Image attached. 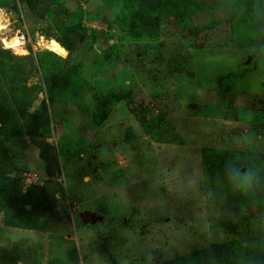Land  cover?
<instances>
[{
    "label": "rangeland",
    "instance_id": "1",
    "mask_svg": "<svg viewBox=\"0 0 264 264\" xmlns=\"http://www.w3.org/2000/svg\"><path fill=\"white\" fill-rule=\"evenodd\" d=\"M15 1L0 8V45L35 58L32 109L71 64L77 96L49 106L53 175L28 136L5 143L0 175L14 185L0 192V264H195L202 249L217 263L264 264V203L214 206L201 160L205 146L264 152V45L238 0H195L186 16L164 6L156 33L140 38L134 0H41L43 17ZM67 26L80 32L71 52L56 39ZM16 38L20 52L8 47ZM241 175L245 195L254 176ZM30 184L47 191L40 226L4 225L3 207H23Z\"/></svg>",
    "mask_w": 264,
    "mask_h": 264
},
{
    "label": "trees",
    "instance_id": "2",
    "mask_svg": "<svg viewBox=\"0 0 264 264\" xmlns=\"http://www.w3.org/2000/svg\"><path fill=\"white\" fill-rule=\"evenodd\" d=\"M27 8L39 17L43 13L39 9L41 0H20ZM133 18L130 22V33L135 38L143 35H153L157 31L155 13L164 6H170L177 15L186 16L192 7H196L195 0H134ZM237 6H242L256 22L261 32L260 44L264 45V1L238 0ZM0 8L17 10L15 0H0ZM197 33V30H193ZM51 35V34H50ZM52 36V35H51ZM80 32L75 26H67L65 31L57 37V41L69 52L76 48ZM54 48H57V44ZM48 54H55L47 51ZM35 58L29 54L15 57L0 45V162L7 158L8 149L5 143L12 137L28 136L31 143L39 148V157L44 161L45 171L53 175V166L57 165V157L50 152L52 145L45 141L51 134V118L49 106L63 103L65 92L72 97L77 91L70 89L66 83L77 71V65L64 66L60 77L50 83L44 92V100L38 108L32 109L33 103L42 92L40 84L29 85L28 76L36 69ZM201 160L204 166L205 193L207 199L224 212L239 213L246 207L248 201L254 204L264 203V152H234L225 148L205 146L201 149ZM245 168L253 176L254 187L245 195L236 189L241 179L242 169ZM14 179L7 175H0V192L10 190ZM27 199L23 207H3V224L6 226L27 229L38 228L35 223L34 212H42L47 198L44 186L30 184L27 187ZM8 198V197H7ZM8 202V201H7ZM27 205L30 207L26 208ZM26 206V207H25ZM45 208V207H44ZM33 212V213H32ZM195 264H243L233 257L214 262L205 251L195 250L191 253Z\"/></svg>",
    "mask_w": 264,
    "mask_h": 264
},
{
    "label": "bare ground",
    "instance_id": "3",
    "mask_svg": "<svg viewBox=\"0 0 264 264\" xmlns=\"http://www.w3.org/2000/svg\"><path fill=\"white\" fill-rule=\"evenodd\" d=\"M3 21H4V20H3L2 17L0 16V30H2V29L5 28V24L3 23ZM44 43L46 44V48L52 47L50 41H48V40H44ZM21 44H22L21 40H19L18 38H16V39H13V40L9 43L8 47L14 49L16 52H20L22 49H24V48L21 46Z\"/></svg>",
    "mask_w": 264,
    "mask_h": 264
},
{
    "label": "water",
    "instance_id": "4",
    "mask_svg": "<svg viewBox=\"0 0 264 264\" xmlns=\"http://www.w3.org/2000/svg\"><path fill=\"white\" fill-rule=\"evenodd\" d=\"M237 132H238L237 128H234L232 130V133H237ZM80 218H81L82 221H86V218H84V215L83 214H80Z\"/></svg>",
    "mask_w": 264,
    "mask_h": 264
},
{
    "label": "built area",
    "instance_id": "5",
    "mask_svg": "<svg viewBox=\"0 0 264 264\" xmlns=\"http://www.w3.org/2000/svg\"><path fill=\"white\" fill-rule=\"evenodd\" d=\"M28 177H27V180L29 179V175H27Z\"/></svg>",
    "mask_w": 264,
    "mask_h": 264
}]
</instances>
